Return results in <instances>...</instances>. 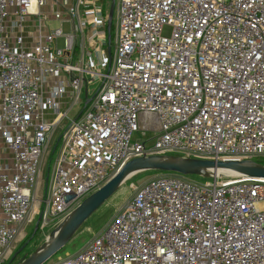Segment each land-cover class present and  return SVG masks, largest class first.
<instances>
[{"label":"built area","instance_id":"1","mask_svg":"<svg viewBox=\"0 0 264 264\" xmlns=\"http://www.w3.org/2000/svg\"><path fill=\"white\" fill-rule=\"evenodd\" d=\"M108 14L104 0H0V264L65 123L43 225L136 157L264 158V0H119L110 54ZM141 123L152 144L134 139ZM159 174L55 264H264L263 178Z\"/></svg>","mask_w":264,"mask_h":264},{"label":"rangeland","instance_id":"2","mask_svg":"<svg viewBox=\"0 0 264 264\" xmlns=\"http://www.w3.org/2000/svg\"><path fill=\"white\" fill-rule=\"evenodd\" d=\"M119 0H116V6H115V12L113 16V23H112V29H111V49L114 50L115 47V39L117 34V4ZM104 3L108 7V10L110 9L111 0H104ZM48 25L51 28L60 27L61 23L57 20H49ZM72 33L71 30V22H68L67 20L63 23V36H60L57 39V43L59 47L63 48L65 47L66 42V36L68 34ZM84 39L86 40V43L88 44V37L87 32L84 31L83 33ZM107 38H108V32H107ZM89 48V45H86ZM106 48L108 51V42L106 46L102 47V50ZM105 50V49H104ZM79 52L76 50V53ZM103 53V51H102ZM100 53V54H102ZM78 53L77 55H79ZM85 90L82 94V102L73 108V110L70 112V117L74 118L80 111L83 109L85 105ZM67 122V120L65 121ZM66 124V123H65ZM65 124L61 126V128H58L52 135V138L50 140V143L48 145V149L44 155L42 165H41V172L39 175L38 183L35 186L34 190L36 192L37 200L35 202L33 211L31 212L29 219L26 222V225L24 226L21 235L19 238L10 246V248L7 250L5 257L3 259V262L1 264H8L14 254L28 241L30 240L31 236L34 234L33 238L29 241V243L24 247V249L18 253V255L14 258L11 264L17 263L22 257L29 256L32 253H34L44 242H46L47 239L51 237L50 233L58 226L60 223L59 220H53L51 219L49 223H46L43 225V223H40V227L38 230L35 231V225L39 218V215L42 213L44 209V203L41 202L44 200L47 196V191L50 188L51 184V174L53 172L54 164H55V158L60 150L61 142H58V139L63 134V129L66 127ZM143 123H141V128L135 132L134 139L141 138L142 140H147L148 144L153 143V137L155 132L152 129H144ZM58 143V144H57ZM2 146V144H0ZM160 171L157 170H147L142 171L139 173H136L126 179L119 190L105 203L103 204L84 224L83 226L77 231V233L73 236V238L55 255H53L51 258H49L44 264H55L59 262L60 260L66 258L69 254H75L77 251H79L85 243L97 232H100L108 223L109 221L115 216V214L123 208L128 201L132 198L136 188L140 186L143 182L146 180L156 176L160 175ZM230 177V176H228ZM190 179H194L197 181H205L207 177L202 176H194V178L189 177ZM221 179H226L227 176H221ZM49 193V191H48Z\"/></svg>","mask_w":264,"mask_h":264},{"label":"water","instance_id":"3","mask_svg":"<svg viewBox=\"0 0 264 264\" xmlns=\"http://www.w3.org/2000/svg\"><path fill=\"white\" fill-rule=\"evenodd\" d=\"M115 6L116 0H111L107 22L109 54L111 53V29ZM90 99L91 98H89V100ZM59 140L60 138L58 142ZM220 168L230 169L232 173L226 174L228 176H247L264 179V164L252 159L211 160L173 154H155L133 158L127 161L103 186L86 196L50 233V235L53 236L50 241L47 239L34 253L22 257L15 264H44L73 238L83 224L119 190L126 179L136 173L147 170H157L180 173L186 176L196 175L209 178L224 176L218 174ZM41 219L42 214L39 215L36 222L34 233L40 227ZM33 236L34 234L31 236L30 240ZM30 240L14 254L8 264L12 263L14 258L24 249Z\"/></svg>","mask_w":264,"mask_h":264},{"label":"bare ground","instance_id":"4","mask_svg":"<svg viewBox=\"0 0 264 264\" xmlns=\"http://www.w3.org/2000/svg\"><path fill=\"white\" fill-rule=\"evenodd\" d=\"M229 173H232V171H231L230 169H227V168H220V169L218 170V174H219V175L228 176V175H226V174H229ZM230 177H231V176H230ZM52 238H53V236H51V237L48 239V241H50Z\"/></svg>","mask_w":264,"mask_h":264},{"label":"trees","instance_id":"5","mask_svg":"<svg viewBox=\"0 0 264 264\" xmlns=\"http://www.w3.org/2000/svg\"><path fill=\"white\" fill-rule=\"evenodd\" d=\"M256 161H258V162L264 164V158H258V159H256ZM158 172H159V171H158ZM160 172H163V171H160ZM194 176H196V175H188V177H191V178H194Z\"/></svg>","mask_w":264,"mask_h":264},{"label":"crops","instance_id":"6","mask_svg":"<svg viewBox=\"0 0 264 264\" xmlns=\"http://www.w3.org/2000/svg\"><path fill=\"white\" fill-rule=\"evenodd\" d=\"M66 100H71V98L70 99H66ZM0 144H1V142H0ZM1 146V145H0ZM3 147V146H2Z\"/></svg>","mask_w":264,"mask_h":264}]
</instances>
